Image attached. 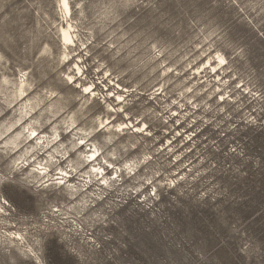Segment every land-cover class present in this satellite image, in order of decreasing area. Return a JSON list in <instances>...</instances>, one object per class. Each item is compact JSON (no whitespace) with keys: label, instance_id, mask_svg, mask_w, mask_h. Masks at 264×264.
I'll list each match as a JSON object with an SVG mask.
<instances>
[{"label":"rangeland","instance_id":"1","mask_svg":"<svg viewBox=\"0 0 264 264\" xmlns=\"http://www.w3.org/2000/svg\"><path fill=\"white\" fill-rule=\"evenodd\" d=\"M70 4L84 44L60 59L56 0H0V239L10 231L24 237L11 248L0 243V264H264V0ZM22 75L31 85L25 99H14L4 79ZM88 84L94 102L83 106L88 95L80 85ZM117 92L150 135H139L133 148L125 130L105 154L116 148L118 165L146 152L153 158L107 187L89 178L74 151L87 150L80 131L91 132ZM27 98L41 102L18 123ZM52 103L63 106L56 115ZM72 114L71 131L63 119ZM22 122L52 143L17 159L38 133ZM100 129L94 140L102 145ZM20 131L17 149L4 145ZM52 145V176L39 181L29 172ZM59 168L71 172L73 195L55 179Z\"/></svg>","mask_w":264,"mask_h":264},{"label":"bare ground","instance_id":"2","mask_svg":"<svg viewBox=\"0 0 264 264\" xmlns=\"http://www.w3.org/2000/svg\"><path fill=\"white\" fill-rule=\"evenodd\" d=\"M57 3V8L59 10V12L57 11V14L59 15V18L53 20L54 24L57 23L56 26V35L58 38V42L59 44L62 45L63 50L60 52V59L61 57L63 59H67L69 54H71L72 51H76L77 49V41H80L81 44H84V41H82L81 39H79L78 37V29L76 27V25L73 24L72 20V7L70 4V0H56ZM72 43L75 47L73 49H69V47H67L65 44L67 43ZM60 45V47H61ZM87 46L84 48L86 49ZM47 49H49V47L47 46ZM44 50V51H47ZM78 52L75 57L80 58ZM77 58V59H78ZM206 64L208 67H210L212 70H216L217 66L211 61L210 58H208L206 60ZM202 65H205L204 63H202ZM74 66L77 69V71L79 73H81V76L83 75V71L82 68L80 66V64L75 61L74 62ZM217 71H215L216 73ZM163 73L167 74L168 70L167 69H163ZM77 74V72H76ZM74 76L72 73L70 74H66L67 79L70 80V82L72 83H76L77 79H74ZM169 80V79H168ZM5 84H12L15 87V90L12 91V96L14 97V99L16 98H20L25 99L27 97V91L28 88L30 87L31 83L27 78H24V75L21 76V78L17 81H13L10 82L7 79H4ZM80 87L83 88V93L85 95H88L87 99H85L84 101V105H91L94 100L92 99L90 101V97L95 95V87L92 88V84H88V85H80ZM123 88V87H122ZM107 91H109V89H107ZM125 92H129L128 89H124ZM156 95H160V93H157ZM114 96H116V103L112 104L107 102L108 100L105 101L106 106H105V114L103 116H101L100 114H97L93 120V122L95 123V126L92 127L91 132L87 133L86 131H80V137L79 139L82 140L84 142L83 145L88 146L87 150L81 151V147L77 148L74 152H80V165H86L85 167H89V171H87L86 173H88V176L90 178V176H94L95 179H98L101 184H105L107 187H111L114 184L117 183V181L119 180V177L125 174H129V175H136L137 172H139L140 170V166H142L145 162L147 163L148 161L146 159H152L153 157H151V153L150 152H146L143 154V156L141 158H131L128 160H125V162L122 165H118L117 163H115V160L118 158V153L116 148H112L110 149L106 154H105V150L104 147L105 146H114L115 142L124 134H126L127 132L125 130H128L129 133V137L131 138V140L129 141L130 145L133 146V148H136L137 146V142L139 141V135H146L149 136L150 135V131L148 130V126L147 123L143 120L138 121V118H136V122L134 120H132L129 116V113L126 111L125 108V104H126V97L124 96L123 93H115ZM220 101L221 103H224L225 99L223 97V94H220ZM155 97H153L154 99ZM39 102H41L40 99L33 101L30 98H27L26 101H24V103H22L18 109V119L17 122H21L24 118L23 114L25 113V115H29L38 105ZM89 105V106H90ZM87 107L85 111L90 110V107ZM50 107H55V109L53 110H49L52 115H56L57 113H59L61 111V109L63 108V106H61L60 104L57 105L55 103L50 104ZM82 108L80 107L79 109V113L80 115H84V112H82ZM121 113L123 114L122 117H124L123 120L120 121H116L115 122V118L117 117V115ZM179 114V112H177V115ZM176 116V115H175ZM30 117V116H29ZM77 117H75V114H72L69 117V120H65L63 119L64 123H68L67 127L72 128L71 131L77 127L76 123H77ZM24 122H22V126L23 129L26 130V132H31L29 134H35L38 132V129L34 126H29V124H23ZM20 124V125H21ZM99 126L101 127V129H105V133L103 135V139H104V143L101 145L99 142H95L94 137L96 135V127ZM100 129V130H101ZM130 130V132H129ZM23 134V131L18 132L15 136L14 139H12L11 141L9 140H5L3 143L4 145H8V144H12L14 146V148H18L19 144L22 141H19L18 139L20 138V136ZM40 132L37 133L36 137H35V144H33L32 141H28L27 143L29 144V146L25 149V151H23L20 156L17 159H20L22 156H27L31 150L34 148V146L36 147L40 145V149H43L45 146H50L52 141L49 140V137L46 135L43 136H39ZM54 134H56V140L57 138H59V140L57 142L61 143V135L60 133H58L57 127H54ZM24 136V135H23ZM34 139V138H33ZM79 140V141H80ZM89 141H91L90 143H88ZM56 142V143H57ZM172 143H169L167 145V147H171L172 148ZM55 144V143H54ZM53 144V145H54ZM51 146L50 149H48L47 153L48 156L45 158V163L43 164L42 162H38L37 165H39L40 167L38 169H32V171H30L29 173L31 174L32 177L34 178H39V181L46 176H52L51 174H49L48 171V167L54 162V152H58V147H54ZM126 145H124L125 147ZM74 148V146H73ZM52 149V152H51ZM67 152V151H65ZM34 155V153H32L31 155H29V157L25 160H30V158ZM70 156V155H69ZM68 156V157H69ZM82 156V157H81ZM109 157V158H107ZM30 162V161H29ZM102 162L104 164H102ZM30 164H28L29 166ZM106 166H110L112 169L111 174H114L113 176V180H111V177H108V172H106ZM84 167V168H85ZM73 168V167H72ZM58 169V168H57ZM34 170V171H33ZM70 171H67L65 169L59 168V173H57L56 175L58 176V174H61L60 177H56L55 179H58L59 185H67L66 186V190L68 191L69 194L73 195L75 193V189L73 186H71V181L70 179L66 180V177L70 176ZM66 176H64V175ZM91 174V175H89ZM143 175V174H142ZM88 178V177H87ZM53 178L47 179L51 180ZM141 186V185H140ZM102 187V186H101ZM1 204V202H0ZM1 207V206H0ZM3 238V240H2ZM24 237L23 235L19 232L16 231L14 233H12L11 231L8 234H3L1 235V239H0V243L4 244L3 241H6V248H11V246H17L19 244V242H23Z\"/></svg>","mask_w":264,"mask_h":264}]
</instances>
